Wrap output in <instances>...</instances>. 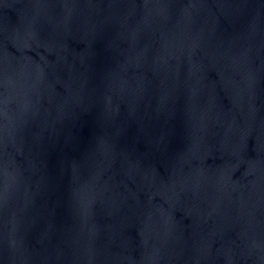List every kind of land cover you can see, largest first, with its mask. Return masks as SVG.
Returning <instances> with one entry per match:
<instances>
[{
  "label": "water",
  "instance_id": "obj_1",
  "mask_svg": "<svg viewBox=\"0 0 264 264\" xmlns=\"http://www.w3.org/2000/svg\"><path fill=\"white\" fill-rule=\"evenodd\" d=\"M49 0H0V264H42L39 166Z\"/></svg>",
  "mask_w": 264,
  "mask_h": 264
}]
</instances>
